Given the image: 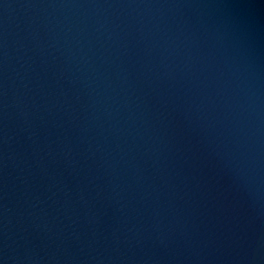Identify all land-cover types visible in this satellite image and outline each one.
Returning <instances> with one entry per match:
<instances>
[{"label":"water","instance_id":"obj_1","mask_svg":"<svg viewBox=\"0 0 264 264\" xmlns=\"http://www.w3.org/2000/svg\"><path fill=\"white\" fill-rule=\"evenodd\" d=\"M0 264H264V0H0Z\"/></svg>","mask_w":264,"mask_h":264}]
</instances>
